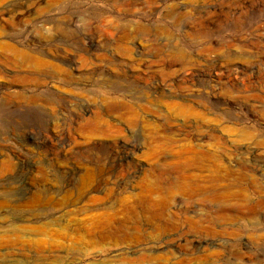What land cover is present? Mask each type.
I'll return each mask as SVG.
<instances>
[{"label": "rangeland", "instance_id": "rangeland-1", "mask_svg": "<svg viewBox=\"0 0 264 264\" xmlns=\"http://www.w3.org/2000/svg\"><path fill=\"white\" fill-rule=\"evenodd\" d=\"M3 43L53 66L0 49V264H264V0H10ZM152 170L202 180L157 214Z\"/></svg>", "mask_w": 264, "mask_h": 264}, {"label": "bare ground", "instance_id": "bare-ground-1", "mask_svg": "<svg viewBox=\"0 0 264 264\" xmlns=\"http://www.w3.org/2000/svg\"><path fill=\"white\" fill-rule=\"evenodd\" d=\"M7 1H10V0H0V6L4 2H7ZM0 49L4 52L12 53L14 56L19 57L21 59V61L24 62L26 65H32V66L38 67V68L43 67V66H48V65L53 66L50 62L37 59L33 53L18 50L17 48H15L14 46H12L10 44L3 43L0 45ZM124 119L129 124H132L136 120L135 115H133V114L124 117ZM90 123L93 125L94 128L97 129L99 124H100V116L96 113L95 116L93 117V119L90 121ZM104 131L106 133H108L110 131V127L108 126L107 129ZM159 137L154 138L153 133H151V132L148 133L147 147H148L149 154L150 153L153 154V156H152L153 158L157 156L156 155V154H158L157 150H161L162 149L161 147H163V146H160V143L163 141L159 140L160 139ZM211 138H213L212 140H214V141H216V139H217L215 135H211ZM124 157H125V155H124ZM157 158L158 157H156L154 159H157ZM177 159L179 161L177 163L179 166L177 169L178 173L189 171V170H196L199 173H202L205 171L206 162L208 160H215V157L211 156L208 153L203 152L202 150H199L197 148L181 147L177 151ZM113 167L118 169L115 165ZM90 173L91 172H88L87 174H85L84 178L82 179L81 188H80L81 191L86 190L90 186V183L92 182ZM150 175H152L155 184H154L153 189L150 192L151 199L146 200V202H144V203H146L148 205V206L146 205V208H148V210L152 209L157 214H158V212L161 213V211L164 210L168 206L167 205L168 201H169L168 194L170 193L171 188H180L183 191H187V190L193 191L194 189L199 188V182H201V180H202L201 179L202 177H200V176H197V175L192 176L191 175L188 178L184 176V177L175 178L173 181L172 180H164V179H163V181H161L160 178L162 177V174H161V176H160V174L156 175L154 170L150 171ZM117 179H118V177H117ZM216 180H218L217 177H216ZM81 191H79V192H81ZM125 209H127L129 211L133 210V208L128 206V204L125 205ZM113 218H114V216L111 214L101 213L98 216H94L91 218L92 226H94L96 228L107 227L113 222ZM93 230H95V229L93 228ZM94 232H96V231H94Z\"/></svg>", "mask_w": 264, "mask_h": 264}]
</instances>
